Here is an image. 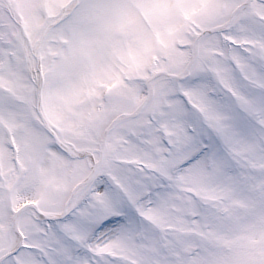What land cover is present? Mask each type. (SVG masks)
Instances as JSON below:
<instances>
[{
    "label": "snow or ice",
    "instance_id": "snow-or-ice-1",
    "mask_svg": "<svg viewBox=\"0 0 264 264\" xmlns=\"http://www.w3.org/2000/svg\"><path fill=\"white\" fill-rule=\"evenodd\" d=\"M0 264H264V0H0Z\"/></svg>",
    "mask_w": 264,
    "mask_h": 264
}]
</instances>
